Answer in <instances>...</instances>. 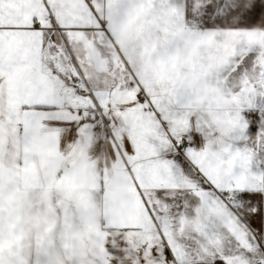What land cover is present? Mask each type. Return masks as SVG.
Instances as JSON below:
<instances>
[{"label":"snow or ice","instance_id":"6c2138e0","mask_svg":"<svg viewBox=\"0 0 264 264\" xmlns=\"http://www.w3.org/2000/svg\"><path fill=\"white\" fill-rule=\"evenodd\" d=\"M0 264H264V0H0Z\"/></svg>","mask_w":264,"mask_h":264},{"label":"rangeland","instance_id":"374dc122","mask_svg":"<svg viewBox=\"0 0 264 264\" xmlns=\"http://www.w3.org/2000/svg\"><path fill=\"white\" fill-rule=\"evenodd\" d=\"M259 23V22H258Z\"/></svg>","mask_w":264,"mask_h":264}]
</instances>
